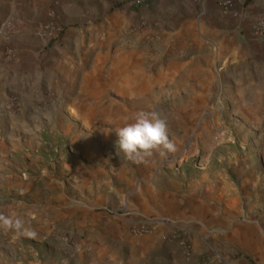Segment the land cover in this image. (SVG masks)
Returning <instances> with one entry per match:
<instances>
[{
	"label": "rangeland",
	"instance_id": "374dc122",
	"mask_svg": "<svg viewBox=\"0 0 264 264\" xmlns=\"http://www.w3.org/2000/svg\"><path fill=\"white\" fill-rule=\"evenodd\" d=\"M135 1L117 0L114 6L121 7L118 12H124L125 8L143 11L154 22L165 19L162 25L166 30L172 27L174 13L159 7L163 4L178 9V0H163V3L141 0L139 6ZM186 2L194 8L191 17L197 23L208 17L202 13L204 7L221 13L228 21L229 32L237 25L255 28L264 19V0ZM100 3V10L87 8L89 13L83 14V20L82 9L75 5L76 2L71 7H63L52 17V27L47 25L38 32L37 55L67 51L70 57L75 56L76 65L83 71L97 57L101 61V70L107 71L117 55L133 49L161 48V36H152L148 41L141 39L147 27L141 26V17L119 31L110 30L107 20L112 10L106 11L105 0ZM11 6L12 0H0V44L9 46L24 36L18 24L19 16L13 13ZM91 11L94 12L92 15ZM38 21L51 22L43 12ZM161 32L164 37L163 29ZM255 36H259L264 44V36L258 33ZM190 39L184 37L182 40L188 42ZM190 50L192 48L180 49L176 56L187 59ZM191 52L196 54L191 67L179 72L162 70L160 77L156 76L153 81L154 85L150 84L148 93L139 99V102L147 100L148 110L158 111L167 121L168 135L176 151L165 155L153 151L150 156L128 159L118 146L119 138L94 150L85 142L66 139L57 133L59 130L52 129L55 124L57 128L65 126L52 111L46 117H39L45 125L42 136L33 133L36 129L29 127L32 135H25V140H20L24 136L19 125L21 109L16 102L17 96L10 97L11 102L0 109V213L20 217L37 235L30 238L0 230V264H88L89 257L83 250L87 243L104 242L116 251L115 241L99 238L98 224H84L76 213L82 207L80 201H87L92 189L112 188L131 196L137 186L150 183L175 189L182 177L191 188L203 187L204 182L212 184L221 177L232 181L238 168L240 171L246 168V162L255 170L244 171L248 179H256L264 173V87H246L248 82L264 78V63L254 58L243 65L223 62L209 73L202 70L207 65L206 55L214 61L223 58V54L205 47ZM4 55L6 61L11 62L14 49L8 48ZM169 56V53L164 55L162 66ZM16 87L12 85L10 90L14 92ZM88 169L103 174L89 179L85 175ZM172 177L171 181H166ZM250 185H241V193L254 194ZM255 194L264 198V187ZM252 197L255 199L256 196ZM120 207L121 204L118 207L110 205L100 211L104 210L108 216L120 215L125 211ZM180 226L187 227L180 233L185 239L191 226ZM66 237L69 241L64 239ZM126 255H121V264H129Z\"/></svg>",
	"mask_w": 264,
	"mask_h": 264
},
{
	"label": "crops",
	"instance_id": "0c3cea01",
	"mask_svg": "<svg viewBox=\"0 0 264 264\" xmlns=\"http://www.w3.org/2000/svg\"><path fill=\"white\" fill-rule=\"evenodd\" d=\"M115 1L105 0L106 11L112 10L107 20L110 30L119 31L141 17L147 26L141 39L148 41L152 36H161L162 46L155 50L133 49L117 55L107 71L101 70V61L95 57L83 71L76 65L75 56L70 57L67 51H48L38 56L37 35L47 25L52 27V17L63 7H71L76 2L75 5L82 9L83 20V14L89 13L87 8L100 10V0H12V11L19 16L18 24L24 36L13 41L11 46L0 44V109L11 102L10 97L17 96L22 119L19 125L24 134L20 140L32 135L29 127L42 136L45 125L39 117H46L52 111L65 125L62 128H57L56 124L52 126L56 132L59 130V135L85 142L94 150L100 148L101 144L118 138L112 130L130 122L137 111L148 110L147 100L139 102V99L148 93L150 84L154 85L153 81L162 70L179 72L193 65L196 54L191 51L195 48L205 47L223 54V58L214 61L206 55L208 66L202 70L209 73L223 62L243 65L254 58L264 63V55H261L264 44L255 36L257 25L251 29L237 25L229 32L226 18L209 7L202 9L208 16L206 21L197 23L191 17L194 8L186 0H178V9L163 4L159 7L174 13L173 25L166 30L162 25L165 19L154 22L145 12L127 8L118 12L121 7L114 6ZM42 12L51 22L38 21ZM184 37L192 39L185 42ZM8 48H13L15 53L11 62L6 61L4 55ZM186 48H192L190 57L179 59L176 53ZM166 53L170 56L162 66L160 63ZM12 85L18 86L14 92L10 90ZM246 87H264V78L248 82ZM92 155L95 157L94 153ZM245 164L246 168L237 169L232 181L221 177L212 184L204 182L203 187L191 188L182 177L175 189L150 183L137 186L131 196L112 188L90 190L91 195L87 201H80L82 207L76 213L84 224H98L99 238L115 241L117 249L108 248L104 242L87 243L83 250L89 257L88 264H121L122 254H127L129 264H194L188 260L181 244L165 239L173 232L169 228L181 224L191 226L185 239L196 257L207 255L211 264H264V198L255 194L264 187V173L250 180L245 172L250 173L253 168ZM86 171L89 179L103 174L93 169ZM171 179L173 177L166 181ZM246 183L251 184L249 188L254 194L241 193V185ZM119 204L125 208L123 214L108 216L104 210L100 211ZM148 220H170L172 226H155L152 233L143 236L132 234L135 225Z\"/></svg>",
	"mask_w": 264,
	"mask_h": 264
},
{
	"label": "clouds",
	"instance_id": "9594fccd",
	"mask_svg": "<svg viewBox=\"0 0 264 264\" xmlns=\"http://www.w3.org/2000/svg\"><path fill=\"white\" fill-rule=\"evenodd\" d=\"M112 131L117 134L118 146L128 159L150 156L153 151H159L161 155L176 151V146L168 135L166 119L155 110L137 111L130 122ZM0 230L30 238L37 235L20 217L3 213H0Z\"/></svg>",
	"mask_w": 264,
	"mask_h": 264
},
{
	"label": "built area",
	"instance_id": "2783aa9c",
	"mask_svg": "<svg viewBox=\"0 0 264 264\" xmlns=\"http://www.w3.org/2000/svg\"><path fill=\"white\" fill-rule=\"evenodd\" d=\"M135 5L139 6L142 4L141 0H136ZM141 26H144V23L141 24ZM257 32L260 36H264V19L260 20L257 23ZM155 226H172V223L170 220H148L147 222L140 224V225H135L134 228L132 229V232L135 235H147L152 233L153 229ZM173 232L169 236H166L165 239H173L178 241L185 253L189 261L197 262V264H211L209 261V258L207 256H201V257H196L193 254L191 246L187 243V241L180 235L181 232H183L185 229H187L186 226H174L173 225ZM66 241H69V238L66 237L64 238Z\"/></svg>",
	"mask_w": 264,
	"mask_h": 264
}]
</instances>
